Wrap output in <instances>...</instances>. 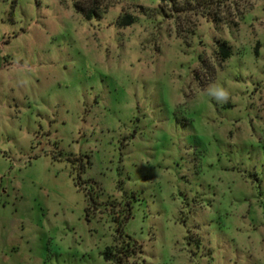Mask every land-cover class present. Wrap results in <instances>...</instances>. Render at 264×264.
<instances>
[{
  "label": "rangeland",
  "instance_id": "obj_1",
  "mask_svg": "<svg viewBox=\"0 0 264 264\" xmlns=\"http://www.w3.org/2000/svg\"><path fill=\"white\" fill-rule=\"evenodd\" d=\"M92 1L0 0V264H264V0Z\"/></svg>",
  "mask_w": 264,
  "mask_h": 264
},
{
  "label": "trees",
  "instance_id": "obj_2",
  "mask_svg": "<svg viewBox=\"0 0 264 264\" xmlns=\"http://www.w3.org/2000/svg\"><path fill=\"white\" fill-rule=\"evenodd\" d=\"M72 4H73L75 11L81 14L83 17L91 18L93 16L100 17L101 15L97 12V7L95 5V2H93L91 4V7L89 8L85 7V0H72ZM133 22H134V18L131 15H123L120 18L121 26H129ZM218 51H219L218 53L220 54V56L224 59L228 58L231 53L229 47H227L225 43L220 44V46L218 47ZM133 248H134V244L131 245L130 243H127L126 249H123L124 250L123 254H125L126 256H130V255L132 256V254L134 253ZM106 255L107 257L109 256V254H106Z\"/></svg>",
  "mask_w": 264,
  "mask_h": 264
},
{
  "label": "clouds",
  "instance_id": "obj_3",
  "mask_svg": "<svg viewBox=\"0 0 264 264\" xmlns=\"http://www.w3.org/2000/svg\"><path fill=\"white\" fill-rule=\"evenodd\" d=\"M207 95L220 104L228 103L230 99L228 90L219 85L210 86L207 90Z\"/></svg>",
  "mask_w": 264,
  "mask_h": 264
}]
</instances>
